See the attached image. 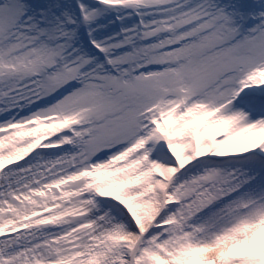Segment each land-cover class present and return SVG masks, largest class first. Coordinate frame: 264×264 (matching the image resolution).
<instances>
[{"label":"snow or ice","instance_id":"6c2138e0","mask_svg":"<svg viewBox=\"0 0 264 264\" xmlns=\"http://www.w3.org/2000/svg\"><path fill=\"white\" fill-rule=\"evenodd\" d=\"M0 264H264V0H0Z\"/></svg>","mask_w":264,"mask_h":264}]
</instances>
